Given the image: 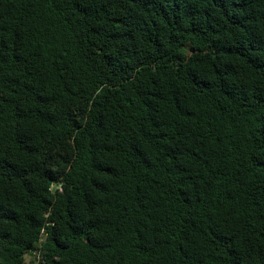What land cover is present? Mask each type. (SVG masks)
I'll list each match as a JSON object with an SVG mask.
<instances>
[{
    "label": "trees",
    "instance_id": "16d2710c",
    "mask_svg": "<svg viewBox=\"0 0 264 264\" xmlns=\"http://www.w3.org/2000/svg\"><path fill=\"white\" fill-rule=\"evenodd\" d=\"M35 251L264 264V0H0V264Z\"/></svg>",
    "mask_w": 264,
    "mask_h": 264
},
{
    "label": "built area",
    "instance_id": "2783aa9c",
    "mask_svg": "<svg viewBox=\"0 0 264 264\" xmlns=\"http://www.w3.org/2000/svg\"><path fill=\"white\" fill-rule=\"evenodd\" d=\"M33 257H35V263L37 264L39 261H41V256H40V253L38 251H35L33 253Z\"/></svg>",
    "mask_w": 264,
    "mask_h": 264
},
{
    "label": "rangeland",
    "instance_id": "374dc122",
    "mask_svg": "<svg viewBox=\"0 0 264 264\" xmlns=\"http://www.w3.org/2000/svg\"><path fill=\"white\" fill-rule=\"evenodd\" d=\"M24 264H36V263H33V257L32 256H27Z\"/></svg>",
    "mask_w": 264,
    "mask_h": 264
}]
</instances>
